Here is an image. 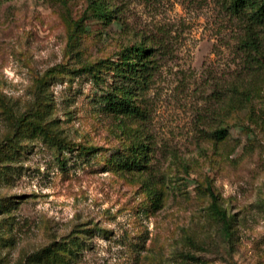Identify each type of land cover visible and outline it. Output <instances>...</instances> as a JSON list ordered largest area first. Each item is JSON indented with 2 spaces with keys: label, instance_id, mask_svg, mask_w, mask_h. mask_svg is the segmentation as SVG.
I'll return each mask as SVG.
<instances>
[{
  "label": "rangeland",
  "instance_id": "obj_1",
  "mask_svg": "<svg viewBox=\"0 0 264 264\" xmlns=\"http://www.w3.org/2000/svg\"><path fill=\"white\" fill-rule=\"evenodd\" d=\"M228 1L105 0L74 27L86 0H0V264H264V24ZM133 45L137 115L103 99Z\"/></svg>",
  "mask_w": 264,
  "mask_h": 264
},
{
  "label": "trees",
  "instance_id": "obj_2",
  "mask_svg": "<svg viewBox=\"0 0 264 264\" xmlns=\"http://www.w3.org/2000/svg\"><path fill=\"white\" fill-rule=\"evenodd\" d=\"M59 2L64 8L66 7V0H59ZM228 4L230 11L237 15L242 14V11L246 10V7H249L248 10H250V13L248 14V21L250 25L264 24V0H229ZM113 16V10L109 9V5L105 2V0H86L85 10L83 11V14L81 15L80 19L74 24V27H79L80 23L92 18L97 19L99 21L111 22V20L114 19ZM250 31L251 29L247 31V37L249 41L246 40L244 43L246 46H251L254 51L258 52L257 44L253 36H251ZM150 54L151 49L146 48L142 45H133L129 48H125L120 53V57L122 59H131L132 57L137 58V62H134L132 64V67L130 68L134 69L133 71L136 72L137 77L134 79L133 82H131L128 89L126 88V90L122 91L123 97L121 100H117V96L115 95L113 98L109 96H104L103 99L112 105H125L127 107L126 109H128L134 115H137L139 113L138 108L130 100V96L136 97L135 95H137L138 93L141 94L144 90V87L146 85V72L149 68V61L147 60V58L150 56ZM257 56H259L261 63L264 65V51L258 52ZM23 117L24 116L15 118V121L18 122L17 124H20L22 122ZM217 133L218 135H220L219 137H221L223 134L221 131H218ZM43 134L47 138H51L50 134L44 132V130ZM3 147L8 149V142L0 144V156L2 155ZM207 192L211 199L210 209L213 215L221 224L224 238L229 240L231 238L230 222L225 212L219 209V207L217 206L216 198L210 188H207Z\"/></svg>",
  "mask_w": 264,
  "mask_h": 264
}]
</instances>
